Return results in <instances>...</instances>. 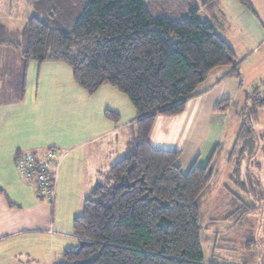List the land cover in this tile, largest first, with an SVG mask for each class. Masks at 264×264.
<instances>
[{"label":"trees","instance_id":"trees-1","mask_svg":"<svg viewBox=\"0 0 264 264\" xmlns=\"http://www.w3.org/2000/svg\"><path fill=\"white\" fill-rule=\"evenodd\" d=\"M33 2L39 12L59 9L48 8L46 0ZM239 2L256 15L251 0ZM72 6L79 16L67 28L39 15L29 17L21 30H10L0 22V46L21 54L22 89L31 60L63 61L70 66L73 81L89 95L109 84L127 96L136 114L125 154L103 181L95 183L81 213L73 218L78 245L64 249L58 264H206L201 201L211 187L212 161L220 146L206 166L195 162L183 172L176 163L180 151L153 147L149 134L157 115L179 114L189 99L204 92L199 86L213 69L230 67L223 77H239L234 49L212 22L199 15L198 6L178 20L145 0H76ZM203 6L213 12L216 1ZM230 103V99L220 101L215 111H227ZM262 107L264 89L256 86L245 96L240 128L228 156L233 163L231 180L237 186L230 191L233 200L262 187L260 180H254V185L250 183L254 191H247L240 177L244 158L257 148L254 125ZM104 115L114 122L120 119L109 109ZM243 205L236 209L239 214L256 208L253 203L250 208Z\"/></svg>","mask_w":264,"mask_h":264},{"label":"crops","instance_id":"crops-1","mask_svg":"<svg viewBox=\"0 0 264 264\" xmlns=\"http://www.w3.org/2000/svg\"><path fill=\"white\" fill-rule=\"evenodd\" d=\"M206 1L209 0L201 3L207 13L204 19L212 22L234 49L239 59V77H223L231 71L230 67L213 69L206 83L199 86L204 92L189 99L181 113L156 116L149 141L155 148L180 151L176 163L183 172L195 162L206 166L214 148L220 146L212 161L211 187L204 196L205 202L213 205L215 198L211 193L219 191L215 182L219 168L227 172L223 192L228 195L234 190L233 163L228 156L236 140L232 135L224 141L220 128L229 109L218 112L215 107L222 100L242 95L241 73L247 63L264 71V48L260 51L264 43V0H251L256 15L239 0H215L213 12L203 6ZM39 11L33 0H0V22L10 30L23 28L29 17L42 15ZM19 17L21 21L15 24ZM59 63L64 62L31 60L22 89L20 51L0 46V264H57L64 249L76 247L73 218L81 213L83 201L95 183L103 181L107 170L125 154L133 136L136 114L132 110L131 115L129 112L125 116L128 102L123 93L103 84L89 95L73 81L72 75L68 81ZM33 68L37 74L31 73ZM45 82L59 83L63 90L49 93ZM33 85L35 90L31 89ZM36 100L39 104L32 107ZM51 104L59 107V114ZM106 109L119 113V121L105 117ZM44 119L49 127H45V132L44 128L39 129ZM48 149L55 150L59 160L54 201L49 205L37 196L33 185L18 176L14 165L20 152L42 154Z\"/></svg>","mask_w":264,"mask_h":264},{"label":"rangeland","instance_id":"rangeland-1","mask_svg":"<svg viewBox=\"0 0 264 264\" xmlns=\"http://www.w3.org/2000/svg\"><path fill=\"white\" fill-rule=\"evenodd\" d=\"M48 1L46 0L48 8L59 7V9H56L55 13H52V11L50 12V10L41 11L42 15L40 16L53 25H57L60 28H67L68 25L73 22V19H76L79 16V11L72 6L76 4V0ZM81 1L88 2L90 0ZM202 1L204 0H145L148 5L158 8L159 11H161V14L168 16L172 20H178L185 16L188 9L192 6H198L200 8L199 15L204 18L207 16V13L201 7ZM20 12L22 11L20 10ZM28 13L29 11L26 12V15ZM20 21L21 18L19 17L14 22L15 24H18ZM263 48L264 43L261 44L260 51ZM261 57L264 60V54H261ZM241 62L242 61H240V63ZM59 64H61L63 68L60 70L61 73L68 76V81L72 80V70L70 66L64 63ZM259 67L260 66L258 65L253 66L252 64L247 63L246 68L241 73L243 80L242 95L239 98L236 97L231 100L229 108L230 113H228L226 119L223 121L224 125L220 127L222 128V136L226 142L227 139L232 137V135L236 137L238 133L241 124L239 112L243 106L246 94L256 86H261V89H264V86L262 87L261 85L264 71H259ZM31 73L37 74V70L33 68ZM205 83L206 81H204V84ZM45 84H47V88H49V93H53L55 89L63 90L59 83L60 88L56 87L58 85L57 83L45 82ZM61 84L66 88L65 81H62ZM35 88L34 85L31 87L32 90H35ZM31 89L29 92L32 93L33 91ZM122 96L128 102H125L127 104L125 107L122 104L124 111H126L124 114L125 116H129V112L131 115L132 110L134 112V108L130 101H128L127 96ZM36 101V104L31 105L32 107H37L39 101ZM45 106L47 107V104ZM50 106H54L57 110V114H59L58 106L52 104ZM125 116L124 119H126ZM257 121L258 122L254 125V134L257 137V148L254 155L249 158H244L241 167L243 174L240 177H243L247 191L253 190L250 183L254 185V180H260L263 188H254L256 191L253 190L255 194L252 193L251 195L250 192H248L245 194L243 193L242 196L234 200L230 199L231 194L227 193L228 195H226L223 192L222 186L223 181L227 179V172L225 168L221 169L217 166V169L219 168V173H217V176L215 177V182H217L216 186L219 191H213V193H211L212 197L215 198V201L214 203L211 202L213 205L208 204L209 202L207 201L206 203L205 197L202 198L201 201V244L206 264H264V107L259 109ZM45 127L49 130L48 125H46V119H44L43 123H40L39 129L44 128L43 131L45 132ZM234 131L236 134H233ZM35 141H38V139H35ZM233 185L232 188L237 190V186H235L234 183ZM260 191H262L263 194ZM43 202L49 205L46 199L43 200ZM252 203L256 205V208L249 209V212L239 214V212L236 211L237 207L241 206V204H244L243 208H250ZM66 264L75 263L66 261Z\"/></svg>","mask_w":264,"mask_h":264},{"label":"built area","instance_id":"built-area-1","mask_svg":"<svg viewBox=\"0 0 264 264\" xmlns=\"http://www.w3.org/2000/svg\"><path fill=\"white\" fill-rule=\"evenodd\" d=\"M58 161L56 151L53 149L42 154L24 151L15 156L14 165L18 176L33 185L39 197L52 203Z\"/></svg>","mask_w":264,"mask_h":264},{"label":"water","instance_id":"water-1","mask_svg":"<svg viewBox=\"0 0 264 264\" xmlns=\"http://www.w3.org/2000/svg\"><path fill=\"white\" fill-rule=\"evenodd\" d=\"M85 244V241H80V245Z\"/></svg>","mask_w":264,"mask_h":264}]
</instances>
